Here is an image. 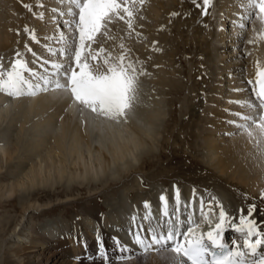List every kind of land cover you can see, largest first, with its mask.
<instances>
[{
  "label": "bare ground",
  "instance_id": "6f19581e",
  "mask_svg": "<svg viewBox=\"0 0 264 264\" xmlns=\"http://www.w3.org/2000/svg\"><path fill=\"white\" fill-rule=\"evenodd\" d=\"M183 1L143 0L141 3V0H128V6L134 11L132 29L125 22L128 19L125 14L121 13L124 19L113 17L112 23L97 33L93 41H85L82 62H87L93 70L103 74L108 67L115 66L123 55V63H134L136 80L139 77L143 79L142 82L156 87H171L173 71L168 70L164 55L161 54L160 58L158 42H165L166 45L169 35H163L169 32L174 23L166 25V21H174L166 17L173 12L175 5ZM79 2L0 0V73L11 70L13 61L20 60L30 70L24 72V76L33 87L51 82L48 91H40L32 96L13 98L0 92V126L9 116V111L16 107L25 114L33 113L40 126L51 129L58 127L59 132L56 136L52 133L49 141H53L54 147H48L46 151H39L44 144L43 139L24 148V160L29 161L26 169L14 164L16 146L0 145V164L2 161L9 163L12 180L5 188L0 186V191H4L0 199H11L17 189L26 197H34L38 195L34 193L35 189H52L60 183L59 186L64 185V189L58 187L51 192H42L45 195L50 193V198L61 195L65 203L71 199L73 202L76 201L74 191L97 194L111 189L117 182L123 181L124 176L137 171L135 165L140 159L153 152V127L162 113L152 110L141 113L140 103L135 101L138 106H134V99L123 118L97 117L74 105L66 91L55 88L57 81L67 83L64 70L70 72L74 67L75 49L79 45ZM120 2L124 3V0ZM196 2L200 7L199 10L194 8L197 18L193 22L192 33L200 38L199 46L209 69L213 68L212 71L219 73V76L216 80L213 78V89L204 96L206 105L203 118H199L201 122L193 134L195 144L186 148L192 156L196 153L206 155L207 168L200 169L206 171L207 177L199 179L190 174L178 176V181L172 187L170 185L168 191L153 185L146 194H129L131 199L121 192L112 205L107 204V220L100 216L97 209L90 207L79 212L80 220L54 221L46 226L51 227L47 235L49 238L41 234L36 238L41 245L33 243L31 249L38 248L37 254L27 258L24 253L26 248L15 251V256L20 252L25 254L21 264H87L85 261H89L88 264H170V252L153 250L155 246L150 245V237L143 240V246H138L135 242L137 235L144 238L149 229L159 235L161 226L167 230L173 225L184 230L191 227L199 235L219 222L221 209L227 214L229 222L236 218L238 224L241 210L246 213L252 204L256 206L252 218L257 231L264 233V197L261 196L264 192V110L257 116L256 110L249 105V101H254L258 93L253 90L257 73L264 71V18L256 11L254 0H210L207 15L202 14L203 0ZM253 13L255 18L250 22ZM175 24L176 28L182 27L177 22ZM26 27L29 32H25ZM30 34L35 38H30ZM17 52L20 53L19 57ZM161 62L164 65H160ZM0 79H6V76L0 75ZM77 112L80 113L77 125H70L69 118L73 120ZM25 114L18 119L12 117L13 121L10 115L9 122L6 121L8 126H11V122L19 123V135L26 130L24 126L28 120H25ZM8 126L4 128L7 131L12 127ZM194 126L192 124L191 129ZM96 130L102 137H95L97 142L93 144L87 138L91 134L93 136ZM66 137L72 138L71 147H62V140ZM82 139L87 144L85 148L78 147ZM98 144L99 147H96ZM184 155L190 159V154ZM12 158L14 162H11L14 160ZM188 160V165L193 164L192 160ZM16 170H20L18 177L12 176ZM116 176L120 177L118 181L115 180ZM162 195L165 197L164 203L160 200ZM22 200V212L34 208L31 200ZM145 203L148 207H145ZM103 224L111 226V231L105 230ZM236 224H226L222 234L224 244L229 247H233L234 242L242 244L244 239L236 231ZM93 229L97 232L96 239L92 237ZM121 245L125 248L123 252Z\"/></svg>",
  "mask_w": 264,
  "mask_h": 264
},
{
  "label": "rangeland",
  "instance_id": "374dc122",
  "mask_svg": "<svg viewBox=\"0 0 264 264\" xmlns=\"http://www.w3.org/2000/svg\"><path fill=\"white\" fill-rule=\"evenodd\" d=\"M196 4L199 5L196 0H184L182 4H178V6L175 5L173 7L172 13H175L176 15H172L171 13L168 17H166L167 20H174L166 21V25L172 24L174 22L169 29V32L164 33L163 35H169L166 38V45H164L165 42H162V44L158 42L159 40L155 41L156 43H159L160 51H156L160 53V58L162 55H164V59L166 58L165 64L167 63L166 66L168 70L172 69L173 71V75L171 74L173 85L171 87L167 86L165 88H160L153 86L147 82L146 84L142 82L143 79L138 77L135 82L136 85L131 93V101L135 99L133 103L134 106H138L135 101H138V103H140V112L142 111L141 113L150 110L162 113V115L157 119L158 121L156 125L153 127V131L155 130V140L153 143L152 154L140 159V161L137 163V166L135 165V167L138 169V172H131L128 175L124 176V178L122 179L123 181L117 182V184L112 186L111 189H104L97 194L93 192L89 193L87 191H85V193L74 191L73 198L76 199V201L73 202L71 201V199L65 203L63 202L65 201V198H63V196L61 195H59L58 197L50 198V193H47V195H45V193L42 192H47L49 190L51 192L53 191V189H56L58 187V189H64V185L59 186L61 185L60 183L57 185V187L55 186L52 189H48L47 187L44 190L41 188L35 189L34 193H37L38 195L34 197H26V194H23L19 189H17L16 191H14L11 199L5 197L0 199V264H21L23 262L21 260L25 259L24 253H26L27 258H30L32 254H37L38 248L33 250L34 248L31 249V247H33L35 243L41 245V243L37 242L36 240L41 236H47L49 234V230L51 227L46 226H50V224H52L54 221L71 222L73 218H75V220H80L81 218L79 212L84 208L94 207L98 210L100 216L105 219L109 212L107 204L112 205L114 202V198L121 196V192L131 199V196H129V194H146L151 190L150 186L153 185H158L157 187L163 189V191H168V187H170V185L172 187L176 183V181H178V176L183 177L190 174L192 177L199 179H201V177H207L206 171L203 170L204 167L207 168V164H205L206 155L203 156L202 153H199V155L198 153H196L193 155V157L192 154L188 152V148H186L192 147L195 144L193 142V134L195 133V131H197V126L199 127V123L201 122L199 121V118H203V111L205 109L204 106L206 105L204 96L207 94L209 95L210 89L213 85V78L216 80V77L219 76V73L216 74V71H212L213 68L212 70L209 69L208 63L204 61L205 59L203 56V52H201V47L199 46L200 38H198V36L195 37V35L192 33L194 28L193 22L197 18L195 17L197 11L194 8L199 10L198 8L200 7H197ZM254 18L255 15L253 13L252 18H250V22ZM176 22L178 26L182 25V27L176 28ZM246 22L249 23L248 19ZM155 42H153L154 45L156 44ZM165 50L166 53H164ZM160 65H164L163 62H161ZM172 66L174 69L172 68ZM210 72H213L214 74H210ZM2 73H5V71H3ZM177 81H179V84L177 83ZM133 93L135 94L133 95ZM15 108L13 107L12 109L14 110ZM16 109L18 111H15ZM16 109L14 111H9L10 113L8 115H11L10 119H12V121V117L20 118L23 114H25V111H19L20 109L18 108ZM136 113L140 117H144L140 115L141 113ZM9 116H7L6 120L4 119V122H9ZM79 119L80 113L77 112L74 115L73 120L72 118L71 120L69 118L70 125H77V121ZM25 120H28L29 123L27 122L25 124L24 129L26 128V130L21 135L18 134L19 123H17V125L14 124L15 122H11V126L14 128H12L10 125L8 126L7 122L6 124H4L3 122V125L1 124L0 126V130L2 128V132H0L2 133L0 134V145L3 147L4 145L5 147L16 146L17 155L14 156V158H17L16 161L14 158H12V160H14L11 162L15 161L14 164L16 163L19 166H22V169H26L29 166L28 159L27 161L26 159L24 160L25 154L23 155V150L25 147H31L35 141L43 139L44 144L41 146L39 151L42 149L46 151L48 147H54V145H52L53 141H49L52 133H54L55 136L59 134V132H57L58 127L51 129L40 126L37 123L36 117L31 112L29 114H25ZM87 124L89 125V121L87 122ZM192 124L195 125L194 129H191ZM6 125L8 126V128L11 127L9 131L4 129L7 127ZM3 131L5 132L4 134ZM81 131L85 136L86 134H84L83 130ZM99 133L100 132L96 130L93 136L91 134L92 138L91 136H88L87 140L91 143L95 141L97 142V139L95 137H99V135H102L101 133ZM39 135L41 137H39ZM71 137L63 138L62 147H71ZM19 147L22 149H20ZM78 147L85 148L87 147V144L82 139ZM96 147H99V144ZM18 154L19 156L21 154L22 157L20 156V158ZM184 154H190V159L188 160L186 158L187 156H185ZM200 154L202 157L200 156ZM21 159L24 160L23 165V160ZM19 160H21V162H19ZM187 160H192L191 162H193V164L188 165ZM11 162L10 165H12ZM6 163L2 161L0 164V186L2 187H4L5 185L8 186L10 185V183H12L11 176L9 175L8 170L9 163H7V165ZM200 167H202L203 169H200ZM13 175H16L17 177L20 176V170H16V172L14 171L12 176ZM119 178V176H116L115 180L118 181ZM69 186H71V184ZM88 187L90 188L89 185ZM68 190H70V188ZM62 191L63 190H60L59 192ZM0 192V196L1 194H4V191ZM22 198H26L27 201L31 200V203L35 204L34 208H31L30 211L22 212ZM107 218L105 220H107ZM102 226L107 231H109L111 227L109 225L106 226L105 224H103ZM93 230L96 232L95 229ZM94 231L92 232V237L95 238V236H97V232L96 235H93ZM47 238H49V236H47ZM24 248H26V250ZM28 248L30 250H27ZM20 249H24L25 252H20L15 256V251H18ZM85 262L87 264L90 263L89 261Z\"/></svg>",
  "mask_w": 264,
  "mask_h": 264
},
{
  "label": "snow or ice",
  "instance_id": "6c2138e0",
  "mask_svg": "<svg viewBox=\"0 0 264 264\" xmlns=\"http://www.w3.org/2000/svg\"><path fill=\"white\" fill-rule=\"evenodd\" d=\"M143 0H141V3ZM255 8L261 18H264V0H254ZM198 7L200 5H197ZM210 0H203L202 14L207 15ZM78 34L79 45L75 49L74 67L69 72L64 70L66 84L59 81L55 84L56 89L66 91L74 105L90 111L97 117L118 119L126 115V109L131 106V93L136 82L137 69L132 61L123 63L124 56L118 58L115 66L108 67L107 71L101 74L93 70L87 62H82V52L86 47L85 41H93L97 33L106 29L112 23L113 17L124 19L121 13L128 19L125 21L129 29H132V17L134 11L128 6V0L121 3L120 0H80L78 4ZM172 15H176L172 13ZM25 32H29L26 27ZM34 39V35L30 34ZM27 47V46H26ZM17 57L20 53H16ZM78 69V71L76 70ZM24 72H30L23 61H13L11 70L0 75L6 79H0V92L18 98L23 95H36L40 91H48L51 82L43 85L36 84L33 87L24 76ZM59 75V73H57ZM258 93L254 101L250 100L249 105L256 110L257 116L264 110V71L257 73ZM239 115V114H238ZM236 124V122H233ZM239 127V125H237ZM179 193L177 192V197ZM264 197V192L261 193ZM162 203L165 197H160ZM145 207L148 204L145 203ZM256 211L254 204L249 205L247 212L241 210L239 223L236 218L230 222L224 210L219 212V222L214 227L210 226L206 232L196 234L191 227L177 229L175 225L165 230L161 226V233L156 234L155 230L149 229L148 235L141 238L137 235L136 243L143 246V240L150 237V245L155 246L153 250L170 252L172 258L170 264H264V233L258 232L253 214ZM167 215V213H165ZM228 223L236 224V231L244 236L241 243L234 242L233 247H226L221 242L222 233ZM143 230V229H141ZM121 251L125 250L120 246ZM103 249V244H100Z\"/></svg>",
  "mask_w": 264,
  "mask_h": 264
}]
</instances>
